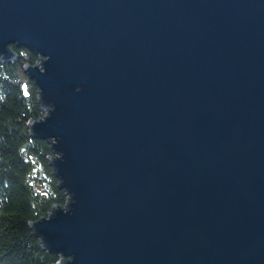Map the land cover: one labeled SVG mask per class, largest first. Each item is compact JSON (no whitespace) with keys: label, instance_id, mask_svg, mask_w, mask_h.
I'll return each mask as SVG.
<instances>
[{"label":"water","instance_id":"95a60500","mask_svg":"<svg viewBox=\"0 0 264 264\" xmlns=\"http://www.w3.org/2000/svg\"><path fill=\"white\" fill-rule=\"evenodd\" d=\"M68 196L54 264H264V0H0Z\"/></svg>","mask_w":264,"mask_h":264},{"label":"trees","instance_id":"16d2710c","mask_svg":"<svg viewBox=\"0 0 264 264\" xmlns=\"http://www.w3.org/2000/svg\"><path fill=\"white\" fill-rule=\"evenodd\" d=\"M13 49L15 60L0 61V264H54L60 257L43 248L31 223L65 206L68 196L50 164L51 144L30 133L44 110L25 66L40 63V56Z\"/></svg>","mask_w":264,"mask_h":264}]
</instances>
